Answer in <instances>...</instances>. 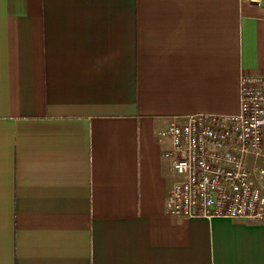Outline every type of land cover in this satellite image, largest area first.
I'll list each match as a JSON object with an SVG mask.
<instances>
[{
	"label": "crops",
	"instance_id": "1",
	"mask_svg": "<svg viewBox=\"0 0 264 264\" xmlns=\"http://www.w3.org/2000/svg\"><path fill=\"white\" fill-rule=\"evenodd\" d=\"M243 73L250 0H0V264H264V224L165 212L158 131L238 112Z\"/></svg>",
	"mask_w": 264,
	"mask_h": 264
},
{
	"label": "built area",
	"instance_id": "2",
	"mask_svg": "<svg viewBox=\"0 0 264 264\" xmlns=\"http://www.w3.org/2000/svg\"><path fill=\"white\" fill-rule=\"evenodd\" d=\"M250 2L264 8V0ZM158 138L169 139L163 155L180 175L167 193L168 215L264 224V73L241 75L238 112L173 118Z\"/></svg>",
	"mask_w": 264,
	"mask_h": 264
}]
</instances>
